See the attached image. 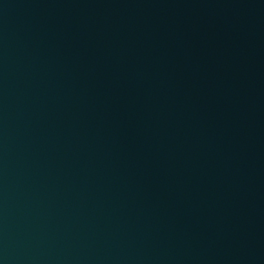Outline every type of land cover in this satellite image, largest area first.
<instances>
[{"label": "water", "instance_id": "water-1", "mask_svg": "<svg viewBox=\"0 0 264 264\" xmlns=\"http://www.w3.org/2000/svg\"><path fill=\"white\" fill-rule=\"evenodd\" d=\"M0 264H264V0H0Z\"/></svg>", "mask_w": 264, "mask_h": 264}]
</instances>
